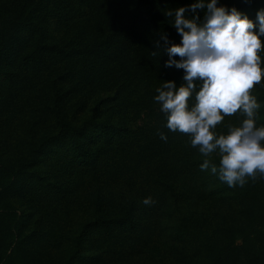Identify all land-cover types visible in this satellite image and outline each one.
Listing matches in <instances>:
<instances>
[{"label":"trees","instance_id":"trees-1","mask_svg":"<svg viewBox=\"0 0 264 264\" xmlns=\"http://www.w3.org/2000/svg\"><path fill=\"white\" fill-rule=\"evenodd\" d=\"M195 2L0 0V217L19 235L25 220L10 199L31 202L40 214L26 238L36 236L33 249L61 252L52 264H264V178L230 187L202 171L193 152L182 164L153 153L160 129L171 146L179 144L163 126L165 115L151 120L156 89L169 80L179 86L184 75L166 66L165 48L181 42L174 14L166 13L184 7L186 18L202 22L206 9L193 14ZM217 6L256 22L264 0H217ZM105 156L136 157L145 186L174 197L180 212L166 221L168 232L157 229L162 208L139 203L141 194L112 201L98 188L95 198L75 200L77 179L98 181ZM174 168L184 169L181 178ZM176 194L190 197V206L183 209ZM32 261L43 264L45 256Z\"/></svg>","mask_w":264,"mask_h":264},{"label":"clouds","instance_id":"clouds-1","mask_svg":"<svg viewBox=\"0 0 264 264\" xmlns=\"http://www.w3.org/2000/svg\"><path fill=\"white\" fill-rule=\"evenodd\" d=\"M197 9H206L202 22L195 15L186 18L184 7L166 13L174 14L181 36L180 43L165 48L166 66L183 69L184 75L179 86L165 81L154 100L166 128L187 136L204 157L202 171L210 169L230 187L243 186L264 178V125L257 124L261 104L253 95L257 85L264 86V9L257 11L256 22L235 7L217 6V0H196L190 10ZM235 115L243 119L227 124L226 132L217 130L225 117ZM158 135L167 141L164 132ZM214 154L218 164L211 162ZM142 202L155 203L151 197Z\"/></svg>","mask_w":264,"mask_h":264},{"label":"rangeland","instance_id":"rangeland-1","mask_svg":"<svg viewBox=\"0 0 264 264\" xmlns=\"http://www.w3.org/2000/svg\"><path fill=\"white\" fill-rule=\"evenodd\" d=\"M10 95L13 94V92L9 93ZM15 95V94H14ZM104 93H98L94 96V98H100L103 96ZM253 95L257 97V100L260 104L264 101V86L257 85L255 89L253 90ZM16 98H13L12 100H15ZM262 106V105H261ZM26 107H23L22 111L25 110ZM155 113H152L153 118L151 120H154V114L157 117H160V120L163 119V116L165 115L160 111V105L157 103L155 106ZM26 115H28V112L26 110ZM142 118L144 120H147V117H144L142 115ZM141 118V119H142ZM243 117L237 115L234 118L231 117H225V120L223 124L218 126V131H225L226 132V125L229 123L232 124H238L240 120H242ZM138 120V119H137ZM13 121L12 119L10 121L11 125L10 127H13ZM140 123L141 121L138 120ZM22 126L26 127L27 123L20 122ZM166 124V123H164ZM163 124L164 127H166ZM257 124L258 125H264V119L257 115ZM14 126H16L14 124ZM161 132H164L167 137V131L164 129L163 131L160 129ZM4 132H0V136H3ZM174 135L176 136L174 139H177L179 144H176L174 146H171L169 144V141H164L162 139H159L158 141H155L153 144V153L162 154L164 157H167L170 161L175 163H181V161L185 158H190V154L193 152L197 158L204 160V157L198 152V149L192 148L190 143H188L189 138L185 135H179V133H176ZM11 137L15 136L14 132L10 133ZM13 138H9V141L12 142ZM143 150H148L147 148L143 147ZM136 156V155H134ZM216 155L214 154L212 158H215ZM66 158V157H62ZM211 158V159H212ZM46 160H49L48 156H45ZM106 159H108L106 161ZM133 160V163L130 161ZM136 157L132 156H114V157H104L101 160V163H104L102 167V175L100 179L97 180H91L88 181L85 178L77 179L78 182H80V188L78 189V197L75 198V200H81L86 201L89 199L95 198L96 191L98 188H101L99 191L102 194H105L104 191L107 193V198H111L112 201H115L114 199L120 198V197H132L134 194L139 195L141 194V199L139 200V203H143L142 201L147 198L151 197L155 203L153 204L155 207L162 208L160 218L162 219V223L158 225L157 229H160L161 233L168 232L169 225L166 223V221L170 218H173L176 216L180 210L177 207L176 202H174V197H171L167 195V193L163 194L161 192L158 193H152L150 189L145 186L143 182V174L145 170L139 169L141 166V162L137 161V164L135 166ZM182 164V163H181ZM69 166L67 163L62 164L60 168H66ZM43 170H46L45 167H42ZM186 169V168H185ZM177 172V178H181L182 175L178 172L184 170L183 168L175 169ZM190 170V167L188 168ZM70 168L63 171L67 172V177L71 176L68 173L70 172ZM73 175H79L83 177V173L77 174L76 172H72ZM190 182V179H188ZM177 192V191H176ZM189 194H190V186H189ZM88 197V198H87ZM176 199L179 201V204L184 209V205L190 206V197L186 199V196H179L176 194ZM11 200V203L13 205V212L16 214H19L23 217L25 220L24 227L22 228V233L17 235L13 230L9 231L6 228V224L2 220V217H0V264H32L33 258L36 255L43 254L45 256V261L43 264H52L53 262H57L59 259V254L61 252H55L53 250L50 251H44L41 252L39 250L33 249V246H36V236L30 235L28 238H26L29 235V225L33 222L34 218L38 217L40 213L37 212V215L32 211V203L27 202L24 199H21L19 197H13ZM125 200V199H123ZM68 202H72V200H67ZM87 202V201H86ZM182 202V203H181ZM76 206V203H72L70 207ZM29 212H32V215H30ZM47 212L50 214V210L47 207ZM54 212V214H53ZM52 214H59L60 216H64L63 212H55L53 211ZM236 230H239L242 228V221L237 220L235 224ZM89 232L92 231V228L88 229ZM163 231V232H162ZM33 234V233H31ZM57 238V237H56ZM55 238V240H56ZM35 240V241H34ZM21 241L22 244L16 247L17 242ZM16 244V245H14ZM19 249V251L17 250ZM134 262L131 261V264ZM136 264H139L136 262ZM156 264H159L156 262Z\"/></svg>","mask_w":264,"mask_h":264}]
</instances>
